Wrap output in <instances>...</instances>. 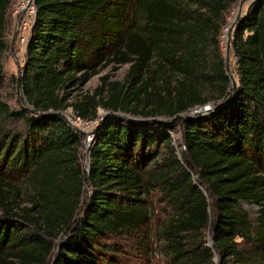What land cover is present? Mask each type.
<instances>
[{
	"label": "trees",
	"instance_id": "16d2710c",
	"mask_svg": "<svg viewBox=\"0 0 264 264\" xmlns=\"http://www.w3.org/2000/svg\"><path fill=\"white\" fill-rule=\"evenodd\" d=\"M236 1L134 0L120 32L109 18L127 0H33L23 66L8 81L25 100L0 95V264H110L100 240L147 223L153 188L172 211L161 233L174 264H264V0L230 28L232 92L220 35ZM11 3L0 0V89ZM111 49L130 63L123 81L103 76L71 101ZM207 103L216 108L180 117ZM99 107L173 122L108 114L85 167L84 133L63 113L93 120ZM241 201L258 206L255 222Z\"/></svg>",
	"mask_w": 264,
	"mask_h": 264
},
{
	"label": "rangeland",
	"instance_id": "374dc122",
	"mask_svg": "<svg viewBox=\"0 0 264 264\" xmlns=\"http://www.w3.org/2000/svg\"><path fill=\"white\" fill-rule=\"evenodd\" d=\"M252 1L253 0L245 1L243 3V11ZM32 2L33 0H12L9 9L7 30L8 49L2 58L3 71L7 83L1 87L0 95L11 107L20 106L22 101L19 88L16 87V85L14 86V84L10 86L8 81L12 76L16 78L20 75L13 54L16 55L20 67L23 66L26 43L28 42L30 27L34 18V14H30L28 10L29 6L34 4ZM133 2L134 0H127L128 4L126 7L119 6V9L116 12V17L109 18L110 21H112L111 27L118 28L120 32L128 27L130 21L134 18L135 7ZM238 2L239 0H237L230 8L226 16V24L221 31L220 44L224 52L227 42V33L230 31V25L235 17ZM115 35L116 34L111 33L109 40H111V38L114 39ZM117 41H119V39ZM115 44L116 45L113 46V48H116L118 45V43ZM112 50L113 49L109 51L110 54L108 56L103 58L100 72L97 75L91 77L84 85L72 88L71 101L77 100L83 94L92 95L93 91L100 85V79L103 76H109L110 81H123L130 63L119 64L117 60H115ZM228 65L231 75L235 77V60L231 51ZM202 107L203 112H207V109H214L215 106L212 107L211 104L207 103ZM197 110H199V108L191 110L190 113ZM64 113L71 118L76 115L72 108H68ZM108 114L113 115L115 118H123L130 121L133 120L134 122L135 120L136 122L139 121V119H146L148 121L155 119L161 122H173L172 119H169L166 116H133L129 113H113L99 107L97 109V117L93 120H87L93 123L90 128L89 136L93 138L100 122L104 120ZM183 115L184 114H181L180 117H184ZM94 121H96L95 124ZM180 130L181 126L180 124H177L173 131H169L173 138V145L177 150L183 148ZM91 142L92 139L88 140V134H84V140L80 147V156L81 162L85 167L88 165V150ZM150 190L151 192L145 197V202L150 207L151 211L147 223L141 224L133 229L124 230L122 233L110 234L108 237L100 240V244H105L102 253L109 258L110 262H112L110 264H174L169 258L166 241L161 233L166 217L170 216L172 211L164 202L163 197L157 188ZM240 206L248 214L250 219L255 222L258 215V206L248 201H241ZM64 239L65 236L60 237L57 243L60 244ZM241 247L247 256L255 250L250 244L246 243L242 244ZM256 259L259 260L261 258L258 256ZM262 260L263 259L260 261Z\"/></svg>",
	"mask_w": 264,
	"mask_h": 264
},
{
	"label": "water",
	"instance_id": "95a60500",
	"mask_svg": "<svg viewBox=\"0 0 264 264\" xmlns=\"http://www.w3.org/2000/svg\"><path fill=\"white\" fill-rule=\"evenodd\" d=\"M245 1H250V0H239L238 6H237V10H236V14H235V17H234V19H233V21L231 23L230 28H232V25L238 20V18L240 17L241 13H243L242 12V10H243L242 9V5H243V3ZM230 37H231V29L227 33V42H226V45H225V65H226L227 74L230 77L232 92H235L236 91V87H237V80L231 75V73L229 72V67H228L229 66L228 65L229 64V58H230V43H229ZM13 57H14V59L16 61L18 71L21 72V67L19 65V62H18V59H17L16 55L13 54ZM20 97L23 99V101L25 100L22 91H20ZM214 108H216V107H214ZM202 109H203V107H200L199 110L194 111L192 113H190V112L185 113L183 116L185 118H187V117H196V116L201 115L203 113ZM207 110H209V109H207ZM139 121H148V120H146V119L140 120L139 119ZM208 245L211 246L212 245V241H209ZM214 260L217 261V256L214 257Z\"/></svg>",
	"mask_w": 264,
	"mask_h": 264
},
{
	"label": "built area",
	"instance_id": "2783aa9c",
	"mask_svg": "<svg viewBox=\"0 0 264 264\" xmlns=\"http://www.w3.org/2000/svg\"><path fill=\"white\" fill-rule=\"evenodd\" d=\"M28 10L30 14H34L35 13L34 4L30 5ZM63 115L70 125L76 127L79 131L83 132L84 134H88V140L93 139L91 136H89L91 130L90 128L93 124L91 121L83 120L81 117L77 115V113L76 115L73 116V118L67 116L65 113H63ZM95 123L96 121H94V124Z\"/></svg>",
	"mask_w": 264,
	"mask_h": 264
}]
</instances>
